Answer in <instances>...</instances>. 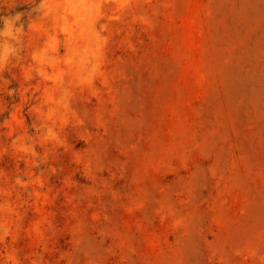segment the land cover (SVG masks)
Listing matches in <instances>:
<instances>
[{
  "label": "rangeland",
  "instance_id": "1",
  "mask_svg": "<svg viewBox=\"0 0 264 264\" xmlns=\"http://www.w3.org/2000/svg\"><path fill=\"white\" fill-rule=\"evenodd\" d=\"M0 264H264V0H0Z\"/></svg>",
  "mask_w": 264,
  "mask_h": 264
}]
</instances>
